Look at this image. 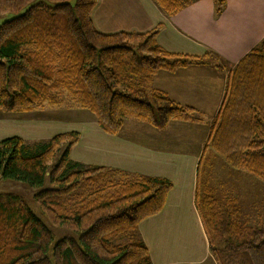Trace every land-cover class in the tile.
I'll return each instance as SVG.
<instances>
[{
  "label": "trees",
  "instance_id": "16d2710c",
  "mask_svg": "<svg viewBox=\"0 0 264 264\" xmlns=\"http://www.w3.org/2000/svg\"><path fill=\"white\" fill-rule=\"evenodd\" d=\"M97 1L0 0V109L29 112L53 91L66 90L107 134L117 133L126 118L163 128L188 117L193 109L153 89V76L205 64L213 54L166 51L156 40L161 24L143 33H100L91 19ZM152 1L171 16L194 0ZM213 1L218 14L225 0ZM78 137L68 131L32 144L17 135L0 140V180L36 188L40 209L75 233L53 242L51 230L21 197L0 191V264H151L143 242L111 239L159 213L171 181L140 177L125 181L117 194L68 206L78 184H102L112 173L104 167L80 170L69 154ZM208 142L231 166L264 181V38L228 75ZM195 197L206 232L213 224L214 239L221 241L214 249L219 264H264V224L231 240L227 223H236L241 211L203 189Z\"/></svg>",
  "mask_w": 264,
  "mask_h": 264
},
{
  "label": "crops",
  "instance_id": "0c3cea01",
  "mask_svg": "<svg viewBox=\"0 0 264 264\" xmlns=\"http://www.w3.org/2000/svg\"><path fill=\"white\" fill-rule=\"evenodd\" d=\"M91 19L103 34L142 33L160 23L157 41L165 50L192 55L212 51L220 61L234 64L264 38V0H225L218 14L213 0H194L168 17L152 0H98ZM212 63L159 70L152 87L179 104L192 106L205 118L213 116L224 96L226 72ZM205 122L173 120L157 129L127 118L119 133L110 135L93 116L84 126L71 129L80 134L70 151L72 160L171 181L162 210L137 226L151 264H205L210 259L195 197L197 163L208 136ZM13 123L26 126L13 135L9 132L14 129L0 127V140L23 136L22 131L33 128L25 119L13 118Z\"/></svg>",
  "mask_w": 264,
  "mask_h": 264
},
{
  "label": "rangeland",
  "instance_id": "374dc122",
  "mask_svg": "<svg viewBox=\"0 0 264 264\" xmlns=\"http://www.w3.org/2000/svg\"><path fill=\"white\" fill-rule=\"evenodd\" d=\"M189 4H186L185 6H188ZM185 6H183L182 8H184ZM159 10L165 16L167 17L169 16L165 14L161 9ZM8 16H5V17H8ZM2 20H3V17L2 15H0V22ZM260 42L257 45H259ZM255 47L251 48L245 55H247ZM207 52L213 54L211 55V57L207 58V62H213L212 64H214L216 68H219L223 72H226L225 73L226 75L225 88H226L228 75L232 73L235 65L245 55H243L234 64V63H229L225 61H220L219 57H217V55H215L212 51H207ZM179 54H185V53H179ZM186 55L201 56V55H192V54H186ZM198 65H204V64H198ZM224 98H225V91H224L222 102L219 105L217 111L215 112V115L205 118L204 115L201 114L198 110H196L192 106H189L193 109V111L190 112L188 114V117H186L185 119L191 122H195L198 120H204V119L206 120L205 124L207 123L208 136L206 137L203 143V150L200 154V157L197 163L196 190L195 191L197 192V189L206 190L213 197H216L221 202V204L225 206H233V207L236 206L241 211L242 215H240V217H237L238 221L236 223H233V224L231 222L227 223L228 224L227 235L230 237L231 240H235L237 237H240V236L242 237V234L246 233L248 229L254 228V227H260L264 224V181L256 178L250 173H247L243 170H240V169H237L231 166L229 163H227L223 159V157L216 150H214L210 146L208 142L212 121L215 118L216 114H218L220 107L222 103L224 102ZM185 106H188V105H185ZM93 116L94 115L90 111L82 108L81 106H78L76 102V98L71 93L67 92L66 90H57V91H53L52 93H50V97L32 111L19 113V112L2 111L0 109V125H2L4 122V125L0 127L5 128V131H10L14 129L12 132H9V135H13L14 133H17L16 131L22 128V126H26V124L22 125V124L13 123V118H16V120L19 118L25 119L29 124L32 123L33 128L30 127L31 130H28L27 132L22 131L21 134L23 136H19V137L24 142L32 144L36 142L47 141L48 139L52 138L56 134L68 132L67 130L72 131L71 129H75L78 127L80 128L84 126L83 124L85 122H88L89 120L93 119ZM4 117H5V120H3ZM6 117L11 118V119H7ZM131 119H134V118H131ZM17 122L20 123L19 121ZM163 128L157 127V129H163ZM77 133L78 135H80L79 132ZM118 133L119 131L115 134H110V135H116ZM70 159H71V155H70ZM72 161L81 164L82 167H80V170L82 171L91 170L96 167H101V168L104 167L103 169L105 168H106L105 170L110 169L112 173L105 177V180L102 184L88 183L87 181H85V183L83 184H78V187L73 192L70 193L69 195L70 197L67 199L66 205L68 206H70L73 203L76 205L85 204L86 201L94 198V196L104 197L105 195H112L114 193L117 194V190L120 189V186L125 181H130L132 179L138 180L140 177H147V175L134 174V173L132 174L129 171L117 169L113 167L94 166V165L85 164L81 161L80 162L75 161V160H72ZM157 177H160V176H157ZM199 184L201 185L199 186ZM45 185H48V176H46L45 178V184L43 185V187ZM97 187L99 188V190L96 189ZM36 190H37L36 188L30 187L29 185L23 182L11 181V180H0V191L11 192L21 197L25 201V203L31 208L34 214L37 215L43 221V223L51 230L53 234V242L57 241L59 238L64 237V236H74L75 237L74 231L55 224L45 214L44 210L40 209L38 203L35 201L33 197V194ZM223 215L227 216V213L223 212ZM200 217H201V214H200ZM206 219L207 218L205 217V220ZM205 225H206V222H205ZM209 227H210L209 228L210 231H208L207 229V232H208L207 238H208V246H209L208 250L210 253V259L205 264H219L217 257L215 255L216 250L214 249L219 248L217 246L218 244H221V241L218 239H214L216 232H215L213 224H209ZM206 228H207V225H206ZM212 233H213V236H212ZM239 233H241V235ZM111 240H112V243L114 244H129V243L141 241L137 236V227L134 229H129L127 231H124L112 237ZM148 256H149V261L151 262L149 250H148Z\"/></svg>",
  "mask_w": 264,
  "mask_h": 264
}]
</instances>
